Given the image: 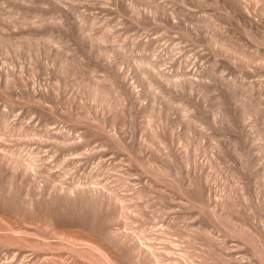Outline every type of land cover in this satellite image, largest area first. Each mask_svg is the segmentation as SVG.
Here are the masks:
<instances>
[{
    "label": "rangeland",
    "instance_id": "374dc122",
    "mask_svg": "<svg viewBox=\"0 0 264 264\" xmlns=\"http://www.w3.org/2000/svg\"><path fill=\"white\" fill-rule=\"evenodd\" d=\"M0 264H264V0H0Z\"/></svg>",
    "mask_w": 264,
    "mask_h": 264
}]
</instances>
